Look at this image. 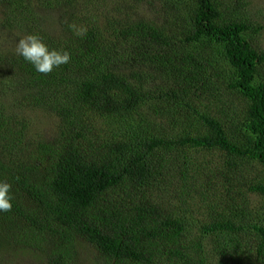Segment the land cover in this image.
Returning <instances> with one entry per match:
<instances>
[{
    "label": "trees",
    "instance_id": "trees-1",
    "mask_svg": "<svg viewBox=\"0 0 264 264\" xmlns=\"http://www.w3.org/2000/svg\"><path fill=\"white\" fill-rule=\"evenodd\" d=\"M142 1L84 27L80 0H0V38L39 35L71 56L45 75L0 39V181L13 197L0 264L27 254L76 264L82 243L109 264H264V27L242 18L244 0L122 11ZM106 2L85 4L96 13ZM38 9L57 13L58 35ZM148 112L143 138L120 132ZM175 117L170 133L151 130ZM173 176L176 202L160 200L155 184ZM203 209L189 238L187 215Z\"/></svg>",
    "mask_w": 264,
    "mask_h": 264
},
{
    "label": "rangeland",
    "instance_id": "rangeland-1",
    "mask_svg": "<svg viewBox=\"0 0 264 264\" xmlns=\"http://www.w3.org/2000/svg\"><path fill=\"white\" fill-rule=\"evenodd\" d=\"M86 0H80V8L77 11V14L79 16V19L83 22L84 27L87 23V19L90 14H93L94 18L97 20L104 22L105 18L108 16H119L117 12V7L121 0H107L106 3H108L107 8H103V6H100V9L98 12L95 13L93 9L89 7V4H85ZM91 1V0H90ZM95 6L99 5V2L96 1L94 3ZM244 5L247 6V9H243V7L239 8L240 11L243 13L242 18L246 21H251L252 24L255 27H264V0H244ZM159 7V4H156V9ZM154 8V9H155ZM2 6H0V15H2ZM122 11H128L132 14H136L138 16H146L150 17L153 13V7L150 5V3L146 0L142 1L141 4H128L124 5ZM37 13L41 15L40 17L46 19V24L50 26L58 35V28H59V21H58V15L56 12L50 13L45 9H38ZM121 16V15H120ZM93 17L89 18L88 24L92 23ZM162 23L163 21H159V23ZM261 37H260V43L262 45V48L264 50V29L261 31ZM7 44L11 46H16L17 41H13L11 37L4 36L0 38ZM21 39V38H19ZM264 68V65L261 67V69ZM147 108V106H144L142 109ZM161 108L164 110V106L161 104ZM141 109V110H142ZM175 114H177L179 117H182L176 110ZM237 111V110H236ZM173 118V117H172ZM183 118H180L182 120ZM174 123H168L166 121L163 122H156L151 127V130L153 132H165L170 133L173 129V126L176 125L177 118L175 117ZM55 120L53 119H47L46 122L42 121V127L46 128L48 131V136L52 137L55 134ZM150 115L149 112L144 116L140 117L139 115L130 114L123 120V127L121 128L120 132H129L132 136H139L140 138H143L144 134L149 131L148 125L150 123ZM119 135V132L112 129V133L110 134L111 139L116 138ZM207 153V152H206ZM222 155V154H221ZM192 160L194 159H202L203 155H199L193 152L190 154ZM223 157V155H222ZM207 158L215 160V162L219 161V154L218 153H207ZM166 166H163L162 168H165ZM162 168H159L161 171ZM167 168V167H166ZM176 174V173H175ZM174 174V175H175ZM163 178L159 177V181L155 184V189L157 190V194H155L156 197H158L160 200H164L165 202H170V200L176 202V178ZM167 191L169 193L165 194ZM257 203V202H256ZM208 209L200 210L198 213V218L196 217V214L193 215H187L189 217V238H194V236H201V226L202 225V219L206 218L208 215ZM22 255V254H21ZM30 255V257H26ZM9 261L4 262L1 264H45L43 259L35 258L32 254H27L25 256L22 255L19 259H11V257H8ZM76 264H109L100 254L99 252L88 244H80L78 247V255L76 259ZM214 261V260H213Z\"/></svg>",
    "mask_w": 264,
    "mask_h": 264
},
{
    "label": "clouds",
    "instance_id": "clouds-1",
    "mask_svg": "<svg viewBox=\"0 0 264 264\" xmlns=\"http://www.w3.org/2000/svg\"><path fill=\"white\" fill-rule=\"evenodd\" d=\"M18 56L32 65L37 73L50 74L54 69L67 64L70 53L66 50L50 49L39 35H26L18 40L15 48ZM11 185L0 181V212H9L12 209Z\"/></svg>",
    "mask_w": 264,
    "mask_h": 264
}]
</instances>
